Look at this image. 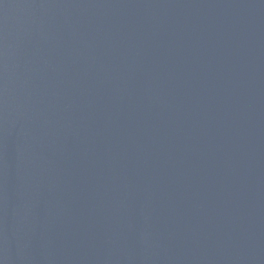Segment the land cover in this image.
<instances>
[{
    "label": "water",
    "instance_id": "obj_1",
    "mask_svg": "<svg viewBox=\"0 0 264 264\" xmlns=\"http://www.w3.org/2000/svg\"><path fill=\"white\" fill-rule=\"evenodd\" d=\"M0 264H264V0H0Z\"/></svg>",
    "mask_w": 264,
    "mask_h": 264
}]
</instances>
